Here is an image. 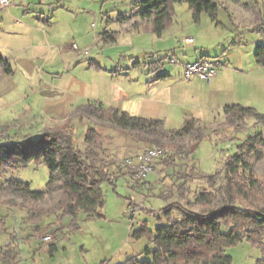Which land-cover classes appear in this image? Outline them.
I'll list each match as a JSON object with an SVG mask.
<instances>
[{
    "label": "rangeland",
    "instance_id": "rangeland-1",
    "mask_svg": "<svg viewBox=\"0 0 264 264\" xmlns=\"http://www.w3.org/2000/svg\"><path fill=\"white\" fill-rule=\"evenodd\" d=\"M138 1L140 0H63V7L57 13L55 6L44 1L40 4L36 0V5H32L34 12L30 15L26 13L25 18L21 14L8 16L12 11L0 10V56L10 62L14 71L6 74L0 66V122L22 124V128L17 127L8 132L11 137H36L46 127L74 124L77 144L83 148L88 127L84 121L71 119L72 115L69 113L75 107L85 103L98 104L103 100L110 105L122 96H129L134 89L139 88V83L142 86L164 68L173 69L170 74L172 79L165 83L169 87L174 85L171 86L172 92H175L171 95V104H181L179 106H182V111L179 114H183L184 110L195 111L192 107L194 102L182 98L189 81L184 79L180 65L170 63L169 58L176 56L181 61L184 52L191 50L189 47L186 49L183 39L197 34V55H205L218 65L216 57L227 49L230 52L227 58H230L234 49L229 48L233 41L232 32H235L234 24L238 26V31L248 28L244 24L240 25L237 18L244 14L248 18L244 22L249 23L247 21L251 15L248 13V17L243 8L255 5L254 1L250 3L248 0H241L245 5L239 8L235 0H218L223 6L217 17L219 26L215 29L208 14H202L201 25H198L188 4L178 3L174 5L173 26L162 37H158L138 29L127 31L126 27L131 29L134 24L128 26L118 20L121 13L130 14ZM259 2L262 3V0ZM52 4L56 5V2L53 1ZM40 17L54 18L51 20L52 28L45 29L44 25L39 27L37 18ZM26 27L30 30L28 35L25 33ZM111 35L116 37L115 42L110 40ZM240 37L238 40L236 37L234 39L238 44L242 43L243 58L253 59L252 53L263 42L260 33L246 31ZM223 62L221 59L220 63ZM152 69L153 72H149ZM193 82L194 79L191 80ZM261 109L264 114V108ZM23 113L32 116L25 119ZM221 115L224 118L222 111L220 117ZM218 118L216 122H204L207 132H212ZM183 124L179 120L169 125L181 128ZM97 125L121 131L103 123ZM121 132L133 138L128 132ZM245 137L246 133L231 134L227 131L221 133L217 140L203 141L193 156L198 163V170L206 174L215 173L223 166L226 158L236 151V141L233 138L241 140ZM103 138L105 156L111 163L115 160V155L110 154V150L106 148L112 146L113 138L108 135ZM142 150L144 149L138 152ZM124 159L120 161L121 164ZM183 163L184 161H179V164ZM256 167L259 171L263 170L264 161L257 163ZM171 172L172 169L164 170L162 164L156 163L149 174V179L154 177L149 188L143 187L147 183L140 182L133 183L131 188H125L121 182L117 191L105 185L103 189L106 204L102 210L104 216L90 218L79 212L76 221L73 222L72 217H66L57 224L53 223L56 221L55 217L50 216L43 228L35 226L24 217L22 210L16 211L0 203V220L3 219L7 225L11 222L12 225L21 227L28 237L34 233H38L40 237L50 234L52 241L47 242L48 245L56 240L54 245L57 249L53 254L41 253L37 256L29 251L28 245L32 241L22 242L19 264H124L132 256L144 259L142 251L148 241L134 239L132 233L139 229L143 221H147L151 229L165 223L159 220L163 215L158 210L171 200H177V197L166 201L162 198L170 194ZM10 177L28 183L32 190L45 191L49 171L44 163L33 162L10 175H0V182H6ZM204 185L203 181L197 179L192 187L198 189ZM182 203L186 205L185 200ZM191 209L206 211L204 206H193ZM149 210L157 212L153 214ZM6 240V234L1 233L0 245L5 244ZM228 254L233 258L232 264H255L262 256L261 249L252 246L246 239L228 249ZM2 259L0 264L4 262Z\"/></svg>",
    "mask_w": 264,
    "mask_h": 264
},
{
    "label": "trees",
    "instance_id": "trees-1",
    "mask_svg": "<svg viewBox=\"0 0 264 264\" xmlns=\"http://www.w3.org/2000/svg\"><path fill=\"white\" fill-rule=\"evenodd\" d=\"M178 3L188 4L195 22L200 21L203 13L216 19L222 7L217 0H140L130 14L121 18L139 17L144 23H135L134 27L143 26L144 31L161 36L173 26L174 5ZM263 27L264 24H259L254 30H259L264 39ZM110 40L115 42L116 37L111 35ZM255 59L259 66H264V42L257 45ZM0 65L6 74L13 73L12 65L3 57ZM78 112L97 124L128 132L146 147L163 148L165 155L154 164H162L164 170L172 169L170 194L162 198L166 201L177 197V200L158 210L163 215L159 220L164 224L151 229L143 221L132 233L134 239H146L148 244L142 251L144 259L132 256L124 264H232L228 249L244 239L261 249L262 256L255 264H264V169L259 171L256 167L264 161L263 113L241 104L225 105L224 121H218L212 132H207L206 126L195 118L186 119L180 129L170 130L162 120L133 116L93 103L81 106ZM17 127L22 128V124L0 125V175H10L33 162L44 163L49 181L45 191H35L28 183L7 178L6 182H0V203L25 208L34 224L50 216H56L60 222L66 217L76 221L79 212L90 218L101 217L106 204L105 185L117 191L120 179L127 175L135 183L147 178L136 179L125 163L112 171L114 161L108 162L104 138L93 127L85 134L83 148L77 144L76 134L69 125L46 127L36 137H11L8 132ZM227 131L246 133V137L233 138L236 151L215 173L199 171L193 156L200 144L217 140ZM197 179L205 185L193 189ZM48 200L50 203L45 204ZM193 206H204L206 211H194ZM13 239L7 250H3L4 264L17 258Z\"/></svg>",
    "mask_w": 264,
    "mask_h": 264
},
{
    "label": "crops",
    "instance_id": "crops-1",
    "mask_svg": "<svg viewBox=\"0 0 264 264\" xmlns=\"http://www.w3.org/2000/svg\"><path fill=\"white\" fill-rule=\"evenodd\" d=\"M43 1L45 3H48L49 5L55 6L57 13H58V10L62 9L63 7V5H61V2L63 0L62 1L61 0H39V3L43 4ZM53 1L56 2V5L52 4ZM104 1H108V0H102V2ZM252 1L255 2V5H252V6L247 5V7L243 8L245 9L247 16H248V13L249 15H251V18H249L250 20L247 21L249 23L244 22L245 20H248V18L245 17L244 14L237 18V20L241 22V23L238 22L240 25L244 24V26L248 28H245L244 31H238L237 29L238 26L236 25V23L234 24L235 32L233 31L232 36H231V38H233V41L229 45L230 49L234 48L233 55L230 58L229 57L227 58L230 52L228 53L226 51L227 49H225L223 54L218 55L216 57L218 58L219 63L221 62V59L224 60V62L220 64L218 63L217 65V68L219 66L218 73L216 77L210 83L203 81L199 79L198 77H193L190 80H187L184 75V65L186 63H191L202 57H206L205 55H200V56L197 55V52L195 51L197 50L195 43L197 41L198 34L192 37L194 39V45L187 46L186 48L188 50V47H189V49L191 50L184 52L183 54L184 58H182L181 61L177 58L178 63L176 65H180L184 79L189 81L187 84V88L185 89V87H183L185 91L183 93L182 98H185V99L188 98V101L191 100V102H194L192 107L195 111H191V109L190 111L184 110L183 114H179L180 111H182V106H179L181 104H176V105L171 104L172 103L170 101L171 95L175 93V92H172L171 86H174V85H171L169 87L165 83L169 82L172 79L170 74L173 69H166V68H164L161 71H158V73H156L157 76L154 75L152 80L147 81V83L142 84V86L139 83V88L134 89V92L131 93L129 96H122L121 99L113 101V103H111L110 105H108V103L105 102V100H103V102L99 101L98 104H95V105H103L104 107H113L121 111L128 112L129 114L133 116L144 117L148 119L162 120L165 124V127L170 130L180 129L174 126L171 127V125H169L170 123H172L173 121L178 122L179 120L183 121L184 123L185 120L188 118H195L200 123L204 124V122L211 123L213 122V120H215L216 122L217 120L216 118L219 117L218 121L222 122L224 121V118L222 115L220 117V111H222V108L225 105H229V104H241L244 106L254 107L259 112L263 113L261 108H264V66H259L256 63L255 51L254 53H252L254 57L253 59L247 60L248 57L244 59L242 43L238 44L237 42L238 38L240 36L242 37L244 35V32L246 31L259 32L260 37L262 38V41L264 42L261 32L259 30H254V28L258 26L259 24H264V1L262 0V3H260L259 0H248V2L250 3H252ZM235 2L239 8H242V6L245 5L241 0H235ZM32 5H36V0H14L13 6H11L10 8L4 9V10L12 11L8 13V16H12V14H15V15L21 14V16H24L23 18H25L27 17L26 13L30 15L31 12H34L33 10L34 7ZM224 8L227 9L226 7ZM82 10H85V9H82ZM240 12L244 13V11H240ZM121 15H128V14H124V13L120 14L118 20L121 22V24L123 23L129 26L131 25V23L133 24L144 23V21H142L139 17H134L132 19L130 18L123 19L121 18ZM4 20L5 19L3 17L2 21ZM51 20H54V18L52 19V17L51 18L40 17V18H37V21H38L37 23L39 27L40 26L42 27V25H44L45 29L46 28L51 29L53 25V22ZM211 20H212V25H215V29H216L217 26H219V22L217 18L216 19L211 18ZM195 23H197L198 25H201V18L199 22H195ZM143 28L144 27L142 26L138 30H142L145 33H150V32L144 31ZM126 30L136 31L137 28L134 27L133 25L131 29L129 28L127 29L126 27ZM28 31H30L29 27H26L25 33L27 34ZM166 31H168V29ZM166 31H164L161 36H158V35L157 36L162 37L166 33ZM226 33H227V39H228L229 38L228 32ZM234 37H236L237 40L236 38L234 39ZM4 59L7 60L6 58ZM1 68H2V71L4 72V69L2 66ZM162 71L163 73H159ZM149 72H153V69L150 70ZM173 72L175 73V71ZM192 79H194L193 83H191ZM188 101L187 103L190 104L191 102H188ZM85 104H88V103H85ZM85 104L78 105L71 111V113H69L72 115L71 119L75 118L76 121H82V122L84 121L88 128L93 127L102 136L108 135L113 138L112 146L106 148L108 149V151L110 150V154L115 155L114 163H112V166H111L112 171L117 170V167L121 164L120 161L122 159L128 156L136 155L146 149V146H144V144L134 140L127 134H124V132L116 131L110 127L109 128L98 127L96 122L89 120L87 117H82L80 113L78 112V109ZM175 106H178V108L175 109L174 108ZM216 114H218V116ZM23 115L26 117L25 119L31 118L32 116V114L29 116H26L25 113H23ZM13 121L14 120H12V122ZM10 122L11 121L0 122V125L5 124V123H10ZM70 127L73 129L74 124H72ZM263 134H264V128H263ZM140 149H144V150L138 152ZM153 179L154 177L152 179H149V175H148L147 178L140 183H147L143 187L149 188L150 183L151 181H153ZM121 182H123L122 185L124 184L125 188L129 186L131 188L133 187V183H135L132 180V178L129 175H127L120 179L117 189L119 188V184ZM118 195L122 197L120 194ZM12 208L16 209V211L22 210L25 215L24 217L28 218L27 210L25 208H20V207H12ZM102 216H104L103 213H102ZM7 217H9V215H7ZM54 217L56 221H53V223L57 224L58 218L56 216ZM3 218H6V216ZM72 219L74 221V218ZM2 220L3 219L0 220V234L1 233L6 234L7 240L5 244L0 245V247L4 251H6L9 243L12 241V238L15 237V239H13L12 245L16 247L17 258L15 261L10 262V264H19V260L21 258V248L20 247H21L22 242L27 243V242L32 241V243L30 242L28 246H29V251L33 252L34 256H37L41 253L42 254L43 253L53 254V252L57 249L56 245H54L56 243V240H54V242L48 245L47 243H44L42 241L38 233L36 234L34 233V235L31 234V236L28 237L26 232H22V230L20 229L21 227L18 228V226L16 227L12 225L11 222L9 225H7V222H5L4 220L2 221ZM46 220H48V218L44 219L41 223L34 224V225L37 227L43 228V225H46L44 224ZM52 246H53V249L51 250Z\"/></svg>",
    "mask_w": 264,
    "mask_h": 264
},
{
    "label": "built area",
    "instance_id": "built-area-1",
    "mask_svg": "<svg viewBox=\"0 0 264 264\" xmlns=\"http://www.w3.org/2000/svg\"><path fill=\"white\" fill-rule=\"evenodd\" d=\"M14 0H0V10H4L13 6ZM185 46L194 45V39L192 37H186L183 39ZM169 62L177 64V57H170ZM217 65L208 57H202L194 62L186 63L184 65V75L187 80L193 77L210 83L217 75ZM2 136L0 134V140ZM165 155L163 148L159 146L149 147L144 151L128 156L124 159V163L129 166L135 173V178L138 180L145 179L153 171L154 163ZM44 243L52 241L50 234H44L41 236ZM3 249L0 247V260L3 258Z\"/></svg>",
    "mask_w": 264,
    "mask_h": 264
}]
</instances>
